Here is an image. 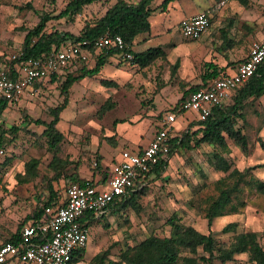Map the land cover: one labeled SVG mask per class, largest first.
<instances>
[{"label": "rangeland", "instance_id": "1", "mask_svg": "<svg viewBox=\"0 0 264 264\" xmlns=\"http://www.w3.org/2000/svg\"><path fill=\"white\" fill-rule=\"evenodd\" d=\"M69 0H0V67L14 59L20 53L24 35L33 27L43 12L57 13ZM135 1V0H134ZM114 0L94 1L82 8L73 20L66 17L52 18L46 23V30L68 31L77 34L86 21L99 17ZM176 13L166 23L175 21L178 13H191L220 4L213 23L225 24L229 19L235 20L233 34L238 45L249 46L252 41L264 38V0H178ZM212 20V19H211ZM173 26V25H172ZM176 33L180 32L179 24ZM175 29V28H174ZM232 35V34H231ZM163 33L152 40L156 45L166 41ZM170 37V36H169ZM246 42V43H245ZM240 49V48H239ZM114 58V57H113ZM174 60V59H173ZM94 57H89L84 64L92 67ZM130 61L120 63L133 69L127 81L113 90L102 84L98 88L95 77H108L105 66L102 75L87 77L75 82L68 90V102L60 112L58 129L63 134L60 143V156L72 159L73 162L63 172L67 175L75 170L78 161L80 175H94L93 161L100 163L99 177L109 169L121 149L131 148L134 144L149 140L156 130L159 115L173 106L190 85L200 81L202 64L186 65L178 76L172 70L173 64L166 56L157 59L147 68L135 65ZM80 71H75L78 74ZM63 78L50 81L46 79L37 91L27 92L18 102L12 103L3 115L4 126L9 128L4 143L5 155L10 162L3 165L0 183V242L8 239L21 225L28 220L35 209L48 198V182L52 178V169L48 167L52 153L45 138L40 134L43 126L36 124L35 119L49 120V110L63 99L60 83ZM101 82V81H100ZM200 83V82H199ZM109 89L110 94L105 90ZM114 91V92H113ZM110 95V96H109ZM230 96L224 104L232 103ZM196 114L187 111L178 118L180 130L188 127ZM244 120L238 124L247 138V151L230 144L228 158L233 167L244 169L264 162V150L260 147L259 137L264 140V94L260 98L248 100L244 106ZM121 121V122H120ZM196 126H191L190 130ZM261 130L262 133H261ZM108 138V139H107ZM124 142H130L123 144ZM212 147L201 144L190 149H179L169 159L165 172L158 178H151L145 193L136 200V206L128 205L116 211L109 210L104 218L88 228V241L83 252V259L78 264H126L121 259V252L129 245H134L149 234L167 235L169 226L165 222L173 211L184 215L182 222L191 224L197 229L210 230L205 224L202 207L205 198L215 193L212 182L223 175L211 164ZM31 158L40 160V173L43 177L20 183L16 174L24 170V163ZM102 164H101V161ZM66 166V165H65ZM81 170V172H80ZM207 178L204 180L201 174ZM252 173L264 180V166L252 169ZM70 180L53 181L54 189H62ZM205 182L206 186H201ZM242 198L246 205L238 214L223 215L222 218L239 220L235 231L257 230L264 226V195L244 188ZM219 218V217H218ZM30 219V218H29ZM219 220V219H218ZM222 220L220 219L219 222ZM219 223H216V227ZM207 227V228H206ZM215 229V228H214ZM221 228L213 234L221 241L228 242L232 232L221 233ZM94 255H97L93 259ZM99 255L103 256L100 262ZM238 262L245 264L247 253L237 255ZM216 264H219L215 260ZM229 264V263H228ZM231 264V263H230Z\"/></svg>", "mask_w": 264, "mask_h": 264}, {"label": "trees", "instance_id": "2", "mask_svg": "<svg viewBox=\"0 0 264 264\" xmlns=\"http://www.w3.org/2000/svg\"><path fill=\"white\" fill-rule=\"evenodd\" d=\"M94 1L98 0H69L55 14L51 12L41 13L37 23L27 29L20 53L10 60V62L0 67L5 68L9 74L14 75L15 65L30 57H42L56 51L66 41H87L91 57L96 58V62L92 67L82 65L80 68L71 69L67 66L62 72L53 73L46 78L50 81L63 78L60 83V92L63 95V99L56 106L50 108L49 113L51 118L49 120H34L36 124L43 126L40 134L45 138L52 153L48 167L52 169L53 175L47 184L49 187L48 198L44 201V204L51 205L52 207H56L57 204L62 203L64 189L70 182H78L83 186L94 185L96 187L104 182L108 171V169H105L103 172L101 171V174L104 175L102 178L88 179L80 176L77 167L79 163L76 161L75 170L71 171L68 175L66 172H63L73 160L60 156V143L63 140V134L58 129L57 123L60 120V112L67 105L68 90L71 85L80 77L98 73L110 55L119 54L121 58L120 62L126 60L138 64L141 68H147L157 59L165 57L167 52L166 48L160 45L150 46L142 51H134L132 48L135 36L141 32H147L151 28L149 16L153 9L151 7L153 0H114L99 17L93 21H86L77 34L68 31L53 30L49 32L46 30V23L50 19L66 17L69 20H73L81 13L85 5ZM171 1L173 0H161L159 6L165 9ZM106 33L120 35L125 44V50L132 53V58L129 60L123 58L120 53L121 50L116 47H110L105 50L101 49L96 52V49L92 45L93 41L98 36ZM175 64L177 65V63ZM175 64L172 66L173 71L176 69ZM202 66L204 71L201 74V82L190 85L188 89H185L178 101L169 109H166V111H173L177 116L185 114L188 110L184 108L183 104L189 93L198 88H205L211 78L226 73L222 72V69L218 68L211 61H205ZM78 70L80 72L75 74L74 72ZM43 81L39 82L38 85H42ZM103 82L116 85L111 80ZM263 94L264 59L259 63L254 73L231 93V96H233L232 103L213 106L210 114L204 119H199L195 115V119L188 124V127L182 130L178 128L173 131L169 136L168 152L160 156L157 163L153 164L148 171L139 172L134 179L133 185L124 194L116 196L101 211L84 212L79 218L80 223L85 228H89L96 221L104 218L105 213L109 210L116 211L128 205L135 207L137 198L145 193L151 178H158L165 172L169 159L177 150L190 149L203 143L212 147L210 153L212 158L211 164L215 170L223 173V175L212 182L215 193L205 198L202 207L201 212H203V216L207 220V225L210 227L215 217L224 214H238L241 208H244L246 205V200L242 198L244 188L264 195V180L252 173L253 168L264 166V162L240 170L232 166L227 156L230 153L231 143L238 146L243 152L247 151V138L238 121L245 118L244 106L246 102L252 98H259ZM12 103L14 102L0 98L1 148H3L6 142L9 128L13 130L17 129L16 125L10 127L4 126L3 115ZM166 111L159 115L158 120L162 118ZM193 125L196 127L190 130ZM155 127L158 130L161 127L160 123H156ZM258 142L264 150V140L259 137ZM7 162H10V158L3 157L1 171L3 170V165ZM39 165L40 160L38 158H31L26 161L24 163V170L16 174L17 182L25 183L38 176L43 177L41 176ZM62 167H64V170ZM97 168H100L98 161H96V165H93L92 173H100L99 171H95ZM201 176L204 180L207 178L204 173ZM59 179L70 181L66 185H63L62 189H54L52 182L59 181ZM201 186H206V183L203 182ZM41 213L40 209H35L31 217L37 218ZM183 217L184 215L180 211H173L165 221L169 226V233L167 235L149 234L138 243L125 248L121 252V259L126 264H216L215 260L219 264H233L238 262V254L246 252L247 258L244 260L245 264H264V226L261 231L241 230L236 232L235 229L240 219L229 221L220 231L221 233L233 231V235L228 242H224L219 240L210 230L207 233H203L193 225L183 223ZM18 237L19 233L16 232L14 237L12 236L4 241H15ZM84 249L85 247L77 249L72 253V262L83 259ZM96 257L97 255H94L93 259ZM99 259L102 262L103 256L99 255Z\"/></svg>", "mask_w": 264, "mask_h": 264}, {"label": "built area", "instance_id": "3", "mask_svg": "<svg viewBox=\"0 0 264 264\" xmlns=\"http://www.w3.org/2000/svg\"><path fill=\"white\" fill-rule=\"evenodd\" d=\"M210 18L211 15L203 10L183 17L180 20L182 35L199 38L211 26ZM92 45L96 52L116 47L121 50L123 58H132V53L125 50L123 39L118 34L98 36ZM88 47L85 40L66 41L56 51L42 57H30L15 65L14 75L0 68V98L16 102L24 93L37 91L38 83L51 74L62 72L67 66L71 69L80 68L91 57ZM263 59L264 39L252 41L247 57L233 72L213 77L205 88L190 92L184 101V108L194 112L197 118L204 119L213 106L225 103L234 89L254 73ZM178 117L173 111H166L158 122L161 127L146 145L137 149H121L99 186L70 182L64 189L62 203L56 207L40 204L38 209L42 211L41 215L31 217L21 227L15 241L0 243V264H78L72 262V253L85 247L88 241V228L80 223V216L86 211H101L133 185L139 172L148 171L160 156L168 152L169 136L178 129ZM3 157L4 150L0 147V183ZM93 165H96L95 160Z\"/></svg>", "mask_w": 264, "mask_h": 264}, {"label": "crops", "instance_id": "4", "mask_svg": "<svg viewBox=\"0 0 264 264\" xmlns=\"http://www.w3.org/2000/svg\"><path fill=\"white\" fill-rule=\"evenodd\" d=\"M132 1H134V0H132ZM242 1L245 2V0H242ZM160 2H161V0H153L152 1L151 7L153 9H152L150 16H149L151 28L149 31L141 32L135 36V38L133 40V45H132V48L134 51H142V50H145L146 48H148L150 46H157V45L163 46L167 50L166 59L169 60L171 62V64L177 63V65L175 64L176 65V69H175L176 72L174 73V76L175 75L178 76V74L181 75L182 74L181 70L186 65H188V64L189 65L190 64L191 65H197V63L200 61L203 63L205 61H211L218 68L222 69V72L231 73L236 69L237 65L247 57L250 45L247 46V44L246 45L243 44L239 47L240 49L238 48V50L240 52H238L236 50L238 42H237V39L235 37V34H233V26H234L235 20L229 19L225 24H220L217 22L212 24L214 14L217 15V13H218L217 9L220 7V4H222L223 2H221V3L215 5L214 7H211V8H210V4H209V6L207 8L202 9L203 11H206L211 15L212 20H211V26L209 27V29L206 32H204L197 39L186 37L184 35H180L179 33H176V31H174V30H176L175 26L177 24H179V27H180V20L183 17L190 15L191 13H183V12L178 13V16L176 17L174 22L171 23V20H169L166 23V19H168L167 15L169 14V17L171 19V16H173V14H175L176 11H178V10H176V7L178 6L179 2H178V0H173V1L168 3V5L165 9H163L159 6ZM202 10H198L196 12H199ZM196 12H192V14L196 13ZM161 33H163L164 36L167 35L166 41H163L162 43L153 45L151 43L152 40L154 38H156L157 35H159ZM120 60H121V58H120L119 54H113V55H110L107 57L106 62L102 65L98 74L102 75L104 67L109 66L107 68V70H105V73L108 74V77H104V78L99 77L98 78V77H95V74L94 75H86V76L80 77L75 82H77L79 80H83L84 78L93 76L98 81V88H101V83L102 84L104 83V84L109 85V87H111L113 90H115L116 87L118 88L120 86V84L127 81L126 78L131 76V72H133V69H131V71L129 69L127 70V67H124L122 65L123 63L122 64L120 63ZM124 61H126V60H124ZM95 62H96V58H95ZM129 63H130L131 67H134L135 65H137L139 67V65L136 63H131V62H129ZM203 71H204V68L202 66L201 74ZM118 78H123V80H125V81H122V80L119 81ZM106 80L114 81L116 83V85H111L109 83L103 82ZM199 82H201V78H200ZM105 90H107L106 92L108 94H110L108 88H106ZM26 93H24L22 95V97H24ZM16 102H18V101H16ZM57 125H58V123H57ZM262 131L263 130H261V133H262ZM151 135H153V134H151ZM147 142H148V139L145 140L144 143L134 144L133 147H131V148L128 147V149L141 148L144 145H146ZM125 143L128 144L130 142H124L123 144H125ZM118 156H119V154L116 155L115 159H117ZM104 161L102 159L101 164ZM80 172H81V170H80ZM80 176L86 177L88 179L89 178H95L94 175L84 176L81 174ZM99 178L100 177H99V173H98V178H95V179H99ZM258 194L260 195V193H258ZM224 215H227V214H224ZM31 216H32V214H31ZM222 216L223 215L218 216L219 218L215 217L213 219L212 224H211V229H210V231H212V233L215 229L222 228L226 223L234 220L236 215L233 216V218L231 220H229V217L225 219V218H222ZM29 218L26 222L29 221ZM218 219L219 220L221 219L222 221L219 222ZM26 222H24L22 225H24ZM216 223H219L217 225V227L215 226ZM205 224L208 227L206 218H205ZM20 229H21V227L16 232L20 233ZM199 230L203 233L209 232L208 230H202V229H199ZM16 232H14L10 237H12V236L14 237V234H16ZM6 264H18V263L7 262Z\"/></svg>", "mask_w": 264, "mask_h": 264}]
</instances>
